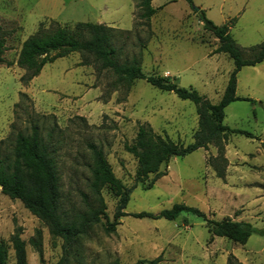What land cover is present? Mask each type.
Listing matches in <instances>:
<instances>
[{"label":"rangeland","instance_id":"374dc122","mask_svg":"<svg viewBox=\"0 0 264 264\" xmlns=\"http://www.w3.org/2000/svg\"><path fill=\"white\" fill-rule=\"evenodd\" d=\"M137 5L138 0H0V39L5 45L0 64V156L8 154L18 132L27 134L37 126L52 145L60 209L68 215L85 210L82 195H89L92 167L89 145L102 150L114 176L132 189L126 216L114 233L104 231V220L91 226L73 246L70 264H136L157 257L158 264H227L229 255L242 264H264V237L252 235L241 246L211 236L192 214L174 221L132 216L185 205L211 220H242L264 229V143H259L264 142V61L257 72L241 69L239 100L224 109L223 125L254 138L225 134L207 150L173 157L149 189L147 183H135L137 163L124 146L132 144L139 124H148L175 143L191 144L198 129L191 102L142 80L118 84L90 55L79 53L57 59L26 84L21 82L25 71L16 61L27 38L54 24L72 28L88 22L115 30L119 62L135 59L145 75L165 77L217 104L233 63L224 54H213L218 42L203 30L198 12L216 26L234 20L229 33L246 57L249 48L264 43V0H151L157 12L148 22L139 19ZM227 146L236 150L239 173L229 179L230 185ZM241 156L250 162L244 165ZM239 185L257 189L261 202L249 205L236 190ZM101 195L112 221L117 200L106 188ZM16 230L25 243L27 264H56L61 259L62 241L19 201L0 192V242L8 249L6 264H15L9 240ZM34 240H39L41 255L31 244Z\"/></svg>","mask_w":264,"mask_h":264},{"label":"trees","instance_id":"16d2710c","mask_svg":"<svg viewBox=\"0 0 264 264\" xmlns=\"http://www.w3.org/2000/svg\"><path fill=\"white\" fill-rule=\"evenodd\" d=\"M191 4V0H187ZM139 19L145 22L157 12L151 6V0H138ZM199 21L204 31L217 40L218 46L213 54H224L233 63L224 93L217 104L209 103L203 96L191 88H181L161 76L145 75L137 60L119 62L118 50L113 45V28L103 24L88 22L76 23L72 28L54 24L48 30L39 29L21 45L16 61L18 68L25 71L21 82L27 83L36 77L42 68L57 59L71 54H87L98 64L100 70L108 71L118 84L129 86L132 82L142 80L151 87L173 93L178 99L191 102L196 108L198 129L193 134V142L186 146L175 143L167 136L157 135L148 124H139L132 144L124 146L125 151L136 160L135 183H147V189L163 176L161 167H166L173 157H184L199 149L207 150L213 140L225 134L242 135L253 139V135L231 130L223 125L224 109L239 100L236 97L237 74L243 67H254L264 60V43L248 49V56L235 43L229 31L234 20L221 26L209 21L203 11H199ZM4 41L0 39V64L4 63ZM11 65V64H7ZM247 101H251L247 99ZM92 157L90 180L87 188L89 195H82L85 210L68 215L60 209V195L55 165L52 156V145L46 140L37 126H32L27 134L18 132L7 155L0 156V192L10 200L19 201L22 206L36 217L52 237L62 241L63 255L56 264H70L73 246L86 235L87 230L104 220V231L114 233L121 218L126 216L124 210L129 202L131 188H126L113 174L103 152L94 145L88 146ZM224 161V160H223ZM149 177H152L149 180ZM106 188L116 198L112 221L105 213L106 206L101 191ZM183 214H192L200 218L213 237L225 238L235 244L245 245L252 235L264 237V229L254 228L245 222L223 219H208L200 210L185 205H174L169 210L158 214L138 213L135 218H163L174 221ZM15 264H27L25 243L19 231L9 240ZM40 252L39 240L31 241ZM8 249L0 242V264H6ZM160 257L151 261L140 260L136 264H158ZM110 264H119L113 262ZM227 264H242L229 255Z\"/></svg>","mask_w":264,"mask_h":264},{"label":"crops","instance_id":"0c3cea01","mask_svg":"<svg viewBox=\"0 0 264 264\" xmlns=\"http://www.w3.org/2000/svg\"><path fill=\"white\" fill-rule=\"evenodd\" d=\"M252 69H255V71L257 72L259 70L258 64L256 66L252 67ZM237 82H238V79H237ZM236 88H237V84H236ZM235 95H236V93H235ZM259 143L262 145V143H264V142H263V140H261V141H259ZM262 147L264 148V145ZM235 151L236 150L234 149V146L232 147V149L229 146H227V148H226V159H227V162H228L227 182L229 181L230 178L233 179V176L234 175L239 176L238 175L239 173L238 174H235L236 173L235 171L237 170V168L235 166V161H237V160H235V159H237L236 152ZM254 155L255 156L252 159L257 163L258 162V160H257V154H254ZM240 159H241V163H243L244 165L247 162H250V161H247V158L246 157H243V156H241ZM253 165H254V162H253ZM229 182H228V184L230 185ZM239 186H240V188H236V190L238 191V193H240V195H242V196L244 195V196H246L247 199H249V201H250L248 203L249 205H251V206L252 205L257 206L261 202V199H256V197H258L259 195H261V194H259L257 192V189L252 188V187H244L243 185H242V187H241V185H239ZM232 189L235 190V188H232ZM240 221H242V220H237V222H240ZM243 264H244V261H243Z\"/></svg>","mask_w":264,"mask_h":264}]
</instances>
